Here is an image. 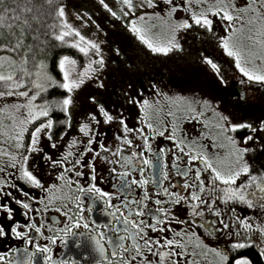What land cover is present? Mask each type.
<instances>
[{"label":"snow or ice","instance_id":"snow-or-ice-1","mask_svg":"<svg viewBox=\"0 0 264 264\" xmlns=\"http://www.w3.org/2000/svg\"><path fill=\"white\" fill-rule=\"evenodd\" d=\"M98 3L111 17L123 21L151 53L180 50L182 30L214 37L233 58L231 63L242 74L240 83L246 78L250 86L264 87V67H256L255 51L235 41L238 30L234 28L236 21L245 19L256 25V34L248 39L258 45V58L264 60V0ZM67 9L64 0H0V53H5L0 55V114L8 112L12 119L9 128L0 125V138L6 136L11 145L5 149L0 144V196L4 197L0 200V238H22L25 245L10 249L14 253L10 259L0 252V264H81L66 254H53L52 245H66L70 235L77 237V247L87 249L83 264H194L196 248L202 256L212 253L215 264H252L236 250L253 245L264 259V168L254 171L246 159L255 151L249 142L264 149V119L233 122L221 110L219 99L180 97L193 118L202 120L205 112H211L217 136L201 151L191 146L195 141L178 139L173 132L168 136L171 147L154 148L152 140L165 136L170 126L164 123L161 130L159 101L150 104L139 93L133 95L128 91L132 84L122 95L139 109L135 125L129 124L123 106L113 113L95 93H87L86 104H81L82 86L93 83L103 88L106 64L125 54L114 42H107L106 54V41L100 36L104 29L89 10L75 12L78 27L69 22ZM152 20L164 25L167 39L152 38L156 25L147 23ZM217 25H226L223 31L229 35L217 33ZM50 45L61 52L64 46L76 51L57 54L49 68ZM200 57L218 84L226 87L229 80L221 65L207 54L200 53ZM128 66L133 65L129 62ZM150 87L159 95L156 84ZM232 103L246 107L243 90L235 91ZM101 122L115 126L110 138L100 130ZM237 130H247V134L237 135ZM220 137L227 142L221 145L228 148L227 161L208 150L217 146ZM99 160L106 169L99 179L108 182L111 191L97 183ZM39 167L51 170L59 183H47L36 170ZM17 181L39 189V195H32ZM9 189L18 190L23 198ZM13 204L22 207L23 220L15 217ZM239 205L256 214L241 216ZM177 206H186L184 215L177 214ZM94 210L107 220L93 219ZM50 212L66 219L49 216ZM81 226L84 231H74ZM218 235L227 238L224 247L205 242ZM41 237L47 243H40Z\"/></svg>","mask_w":264,"mask_h":264},{"label":"rangeland","instance_id":"rangeland-1","mask_svg":"<svg viewBox=\"0 0 264 264\" xmlns=\"http://www.w3.org/2000/svg\"><path fill=\"white\" fill-rule=\"evenodd\" d=\"M64 2L68 5L69 22L76 24L78 27L79 22L75 19V12H82L84 9L91 12L93 18L104 29L100 33V36L106 41L104 44L106 54L108 51L107 42H114L125 54L123 57L116 58L114 63L109 62L106 64L101 77L104 83L103 88H98L93 83H87L86 87L82 86L83 90L79 97L81 104H86L84 96L87 93H95L112 112L114 111L113 107L118 108L123 106L124 114L128 113L131 116H134V114L138 115V107L127 103L122 93L130 83L133 89H129L128 91L132 92L133 95L139 93V98L149 99L156 92L155 89L150 87L154 83L160 90L159 94L162 90L165 91L164 94H161L166 98L165 108L171 111L176 118L180 119L181 124L190 121L201 123L202 121L201 119L193 118L192 115L184 110L185 106L178 99L180 97L186 99L192 97L197 99L201 97L213 100L219 99L222 101L221 110L229 114L233 122L245 118L242 116L245 114L248 120L253 122L264 119V87H261L257 83H253L250 86L246 78H244V84H241L242 74L231 63L233 58L228 57L223 52L221 45L214 37H198L193 30H182L178 35L182 45L180 50L173 49L167 54L151 53L146 45H143L134 34L125 28L124 22L111 17L99 5L98 0H64ZM147 23L156 25L152 29V38L161 41L168 38L167 30L163 24L155 20L148 21ZM242 25L243 27H241ZM225 27L226 25H217L216 32L229 35V33L223 31ZM255 27L256 25H250L246 19L236 21L234 28L238 31L235 35V41L241 48L256 52L257 59L254 63L259 69L264 67V60L258 58L260 55L258 45L248 39L249 35L256 34ZM73 51L75 52L76 50L73 49ZM200 53L214 58L221 65L222 69L225 70V78L229 80V84L226 87L218 84L213 70L203 63ZM244 55L247 56V52ZM129 62L133 65L132 67L128 66ZM29 68L31 70V64ZM238 86L246 95V107L243 108V113L237 110L232 112L226 108V104L232 102V99L235 98V91ZM0 107H2V104H0ZM203 119L205 123L207 121L206 125H204L208 126L206 139L209 145H211L213 143L212 137L217 136L218 130L214 126L211 112H205ZM11 124L12 119L8 112L0 114V125L3 126V129L9 128ZM104 127L105 124L101 122L100 130L102 131ZM110 134V132H107L108 137ZM236 134H247V130H237ZM215 143L217 146L211 149L227 161L228 148L221 147L222 144L226 145L227 142L220 137L217 138ZM0 144L9 145L6 143V136L0 138ZM249 147L254 148L255 151L249 152L246 159L252 167L253 163H259L262 165L260 169L264 168V149H261L259 143L256 142H249ZM50 173L53 172L51 171Z\"/></svg>","mask_w":264,"mask_h":264},{"label":"flooded vegetation","instance_id":"flooded-vegetation-1","mask_svg":"<svg viewBox=\"0 0 264 264\" xmlns=\"http://www.w3.org/2000/svg\"><path fill=\"white\" fill-rule=\"evenodd\" d=\"M196 33V32H195ZM197 34V33H196ZM198 37H201L200 35L197 34ZM205 37V36H204ZM182 66V64H181ZM182 82V81H181ZM236 82V81H235ZM180 83V81H179ZM178 85V84H177ZM176 85V86H177ZM237 89H241L239 86L236 87ZM242 90V89H241ZM165 91L162 90V92L158 95L157 92L154 93V95L152 97H150L148 100L150 101V104H152V102L154 101H159L158 107L161 109L160 113H159V117L160 120L162 121V125H161V130H163V124L167 123L170 128L169 130L166 132V135L163 137L157 136L155 139L152 140V145L155 148L157 145H164L166 148L171 147L172 142L168 139V136L172 135L173 132L175 133V135L177 136L178 139H185L186 141H195L196 144L195 145H191L193 147H198L199 150L203 151L205 150V146H210L207 139H206V132L207 131V127L208 126H204L206 125L204 119H202L201 123L200 122H195V121H190L187 122L185 124H181L180 119L176 118L174 115L169 116L168 113L170 112L168 109H166V98L164 95ZM165 104V105H164ZM119 108V107H118ZM118 108H114V111H117ZM226 108L228 110H231L232 112H234L235 110L240 111V113H243L244 110L241 109L238 106L233 105L232 102H229L226 104ZM146 113L151 114V110L146 108ZM236 113V112H235ZM140 115V113L138 114ZM137 114H134V116H131L130 114H125V116L128 118V122L130 125H135L136 124V118L138 116ZM212 115V114H211ZM245 118H247L246 114L242 115ZM144 117H141V119H143ZM248 119V118H247ZM203 123V124H202ZM185 125V126H183ZM210 125V124H209ZM115 131V126L114 125H105L104 129L102 130L103 133H105V135L107 136V132H110V136L109 138L112 136L113 132ZM75 133L73 132L72 135H74ZM108 137V136H107ZM71 137L69 136V139ZM5 149H8L11 147V145H4ZM208 150L213 153L216 154L210 147L208 148ZM55 151V150H52ZM57 158H59L57 156ZM37 163H39L38 161H36ZM104 165V161L103 160H99L97 163V183L100 184L101 187L105 188L106 190L111 191L112 189L109 186L108 182H103L99 179L100 174L101 173H105L106 169L103 166ZM262 165H260L259 163H253V169H257L259 170L260 167ZM168 167H171V160H168ZM37 171L40 172V174L44 177V179L47 181V183L51 184L53 182L59 183V181H56L55 178V174L54 173H50L51 170L45 168V167H39L36 169ZM172 175L174 176V173H172ZM206 175V173H205ZM82 180H85L86 178H81ZM18 184H20L22 187H24V189L26 191H30L32 193V195H39L40 190L39 189H35V188H29L28 185L24 184V182L22 181H17ZM9 191H16V194L20 197H22V194L19 193L18 190H14V189H9ZM4 199V197L0 196V200ZM14 208V213H15V217L17 219L23 220L24 217L21 215L22 212V207L13 204L12 205ZM185 207L186 206H177L176 211L178 215H184L185 214ZM237 212L238 214H240L241 216H252L254 214H256V210L254 209H248L246 206L244 205H239L237 207ZM49 216H57L61 221H63L64 219H66L65 217H63L61 214H58L56 212H50L48 214ZM93 219L97 220V222H101V221H106L107 217L104 216L103 214H101L100 212L94 210L93 212ZM176 225H174L175 227ZM59 227H63V224L61 223L59 225ZM179 227H184L183 225H180ZM74 231H84V229L81 226V229H77ZM201 233L203 230H200ZM45 234H49L47 232V230H45ZM203 238V237H202ZM76 239L77 237H75L74 235H70L67 240H66V245L62 246L61 244L57 243L55 245H52L53 248V254L56 257H60L61 254H66L68 257L73 258V259H77L81 261V264H83L84 262V252L87 250L86 248H81V247H77L76 245ZM82 239V238H81ZM39 242L40 243H47L46 240L43 239V237L39 238ZM205 242L206 243H210L213 246H216L218 248H222L224 247L227 243L228 240L224 235H218L215 238H205ZM193 244L196 243L195 240L192 241ZM24 242L23 239H16V238H12V237H6V238H0V252H5L7 254V258H12V256L14 255V253H12L10 251V249H14V248H23ZM29 248H31V245L28 246ZM257 252H259L258 248L253 245V246H246L244 248L238 249L236 250V252H238L240 255H244L248 257L247 251H249L250 249H253ZM110 251V250H109ZM195 251L197 252V255L192 257L194 264H215V258L213 256L212 253H207V255H199L200 253V249L196 248ZM245 251V253H243ZM250 258V257H249ZM253 264V263H252Z\"/></svg>","mask_w":264,"mask_h":264},{"label":"trees","instance_id":"trees-1","mask_svg":"<svg viewBox=\"0 0 264 264\" xmlns=\"http://www.w3.org/2000/svg\"><path fill=\"white\" fill-rule=\"evenodd\" d=\"M8 2L10 3L11 0H8ZM28 39L30 40L31 37L29 36ZM64 53L73 54L75 52L73 51V49L69 51L68 46H64V52H61L60 49H54L50 45L49 51L47 53V60H46V63L49 64V68H52V58L56 56L57 54H64ZM3 54L5 55V53H0V55H3ZM53 74H55V71L53 72ZM243 253H245V251ZM247 254H248V257H250L253 264H264V259H261L259 257V252L258 251L256 252L254 248L247 251Z\"/></svg>","mask_w":264,"mask_h":264}]
</instances>
